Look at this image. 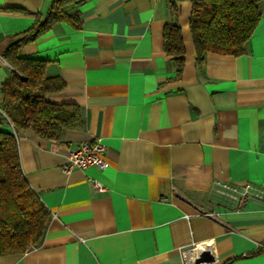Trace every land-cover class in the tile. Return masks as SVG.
I'll use <instances>...</instances> for the list:
<instances>
[{
	"label": "crops",
	"instance_id": "1",
	"mask_svg": "<svg viewBox=\"0 0 264 264\" xmlns=\"http://www.w3.org/2000/svg\"><path fill=\"white\" fill-rule=\"evenodd\" d=\"M54 1L0 0V50ZM66 11L78 28L55 23L18 56L61 78L45 100L76 105L82 125L61 141L16 132L21 171L50 218L39 246L0 264H183L195 244L210 245L216 264H264V201L238 209L214 189L264 192V1L241 55L200 64L190 0H86ZM167 24L181 32L180 72L164 52ZM12 71L0 55V110ZM95 141L108 168L62 170L69 150Z\"/></svg>",
	"mask_w": 264,
	"mask_h": 264
},
{
	"label": "trees",
	"instance_id": "2",
	"mask_svg": "<svg viewBox=\"0 0 264 264\" xmlns=\"http://www.w3.org/2000/svg\"><path fill=\"white\" fill-rule=\"evenodd\" d=\"M86 0H55L44 17H37L26 32L8 38L0 50L12 68L1 88L0 116V256L21 254L41 244L50 215L38 195L29 187L20 167L15 133L30 128L42 139L61 141L67 131L81 128L79 108L52 104L45 94L58 91L60 77H47L45 61L20 58V47L36 41L55 23L78 28L76 15L68 5ZM264 0H190L189 31L200 64L208 53L241 55L262 13ZM164 52L173 57L180 72L185 53L181 32L174 24L163 31Z\"/></svg>",
	"mask_w": 264,
	"mask_h": 264
},
{
	"label": "built area",
	"instance_id": "3",
	"mask_svg": "<svg viewBox=\"0 0 264 264\" xmlns=\"http://www.w3.org/2000/svg\"><path fill=\"white\" fill-rule=\"evenodd\" d=\"M1 115L4 116L0 110ZM11 126V125H10ZM11 131L15 134V130L11 126ZM109 164L105 158V147L99 141L84 142L75 149L69 150L66 156V163L62 167L64 172L73 169L84 170L89 167H96L100 170L108 168ZM97 190L102 191L103 188L99 184H95ZM214 189L216 193L237 204L238 209H243L250 198L264 201V192L256 188L252 184L243 186H235L220 182H215ZM202 216L212 220H218L217 216L211 212L201 211ZM183 264H216V259L211 254L210 245L195 244L193 249L183 254Z\"/></svg>",
	"mask_w": 264,
	"mask_h": 264
}]
</instances>
